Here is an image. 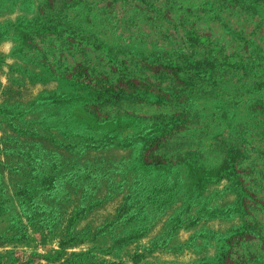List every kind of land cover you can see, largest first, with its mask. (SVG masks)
<instances>
[{
  "label": "rangeland",
  "instance_id": "obj_1",
  "mask_svg": "<svg viewBox=\"0 0 264 264\" xmlns=\"http://www.w3.org/2000/svg\"><path fill=\"white\" fill-rule=\"evenodd\" d=\"M235 1L0 0V264H215L264 230V4Z\"/></svg>",
  "mask_w": 264,
  "mask_h": 264
},
{
  "label": "trees",
  "instance_id": "obj_2",
  "mask_svg": "<svg viewBox=\"0 0 264 264\" xmlns=\"http://www.w3.org/2000/svg\"><path fill=\"white\" fill-rule=\"evenodd\" d=\"M237 4L240 3V1H235ZM252 3H254V6L256 5H262L264 4V0H253ZM248 8L246 11H250V10H254L253 5L251 4V0L250 3L248 2ZM213 60L211 59V61H209V59H203V60H195L193 65H195V67L202 68L205 67L206 65H208V67H210L212 65ZM196 69V70H198ZM96 83V80L94 81ZM145 82V81H144ZM100 83V82H99ZM89 84V83H88ZM105 84H109L105 81ZM101 85V83H100ZM104 88V87H103ZM105 89L109 92H111L112 95L114 93V91L111 90L110 87L105 86ZM115 94V93H114ZM102 108H106V107H90L89 110L87 109V111L90 114H96L97 111H100ZM114 108V107H113ZM182 122V118L181 117H177L174 119V121L170 124V125H162L161 127L157 128L155 131H153L154 135H152L153 137L151 139H149V141H146L145 144L147 145H154L156 147L162 146V142H164V140L167 138L172 136V132H176V130H178V126L181 125ZM156 138V139H155ZM150 142V144H149ZM153 161H158V159H154ZM32 194L29 195V191H21V194H24V197L26 199H28L30 202L34 199V193H36V191L31 192ZM244 216V222H243V226H241L240 228L236 229L235 231H233V233H229L228 235H226L222 240H220V247H219V255L218 258H216L215 264H232V261L229 262V256L231 253V248L233 246L235 247H239L238 245L242 244L244 241L242 240V237H251V239H256L257 241H261V243L264 242V230H262L261 227H253L251 224L248 225L246 224V212H243ZM240 251H238L236 249V258L239 259V262H237V264H259L257 263V259L255 256L259 255L256 252H253L252 254H250L251 257L246 258L245 255H243V253H239ZM235 253V252H234ZM240 254V255H239ZM246 258V259H245ZM231 260V259H230Z\"/></svg>",
  "mask_w": 264,
  "mask_h": 264
},
{
  "label": "crops",
  "instance_id": "obj_3",
  "mask_svg": "<svg viewBox=\"0 0 264 264\" xmlns=\"http://www.w3.org/2000/svg\"><path fill=\"white\" fill-rule=\"evenodd\" d=\"M263 210H264V208H263ZM246 218H248V217L246 216ZM259 242L261 243V241H259ZM261 244H263V247L261 245V250L258 252L259 255L255 256V257L257 259V263L264 264V242Z\"/></svg>",
  "mask_w": 264,
  "mask_h": 264
}]
</instances>
